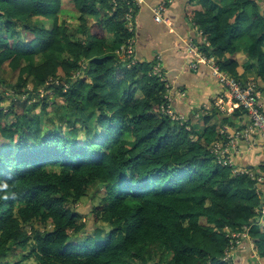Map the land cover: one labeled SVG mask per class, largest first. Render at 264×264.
Masks as SVG:
<instances>
[{
  "label": "trees",
  "instance_id": "16d2710c",
  "mask_svg": "<svg viewBox=\"0 0 264 264\" xmlns=\"http://www.w3.org/2000/svg\"><path fill=\"white\" fill-rule=\"evenodd\" d=\"M64 1L0 0V264H239L226 229L244 227L264 264V183L217 162L215 126L162 111L154 63L117 55L126 0ZM219 3L193 18L201 50L240 79L246 39L264 81L259 0Z\"/></svg>",
  "mask_w": 264,
  "mask_h": 264
},
{
  "label": "crops",
  "instance_id": "0c3cea01",
  "mask_svg": "<svg viewBox=\"0 0 264 264\" xmlns=\"http://www.w3.org/2000/svg\"><path fill=\"white\" fill-rule=\"evenodd\" d=\"M162 1L145 0L137 12L134 35L137 60L154 63V67L160 63L171 107L190 122L197 136L205 137L211 126L216 127L219 139L240 136L234 166L248 173L264 174V140L258 133L245 136L252 126L248 114L228 99L225 88L213 77L208 65L201 64L194 70L187 67L190 55L186 42L190 38L199 39L193 18L197 12L213 8L218 13L222 9L219 0H169L164 13L166 21L157 22L153 8ZM259 2L264 11V0ZM236 45L238 52L232 58L238 62L237 73L241 80L256 85L264 110V81L258 75V63L248 56L252 44L243 39ZM230 61L227 59V63ZM235 256L240 259L239 264H257L254 252L247 248L239 249Z\"/></svg>",
  "mask_w": 264,
  "mask_h": 264
},
{
  "label": "built area",
  "instance_id": "2783aa9c",
  "mask_svg": "<svg viewBox=\"0 0 264 264\" xmlns=\"http://www.w3.org/2000/svg\"><path fill=\"white\" fill-rule=\"evenodd\" d=\"M145 0H126L128 6V12L126 13L127 28L131 33H135L136 24L135 17L137 11L144 4ZM132 4V5H131ZM169 0H163L156 7L153 8L154 19L157 22H164V13L167 10ZM137 8V10H135ZM197 37L199 41L194 38L187 40V52L190 55L187 67L189 69H197L201 64L208 65L213 77L225 88L226 96L232 101L237 107L241 108L248 114L249 119L252 122V126L249 131L245 134L248 137L251 133H258L264 140V110L263 105L260 102L259 91L256 85L251 81H243L239 78L231 76L227 72L219 69L215 58L209 55L207 52L202 51L200 44L209 45V42L203 37L202 32L197 29ZM135 37H132L125 45H122L116 49L117 55H119L123 61L129 60L130 65L137 63L135 55ZM154 74L159 75L162 81H166L162 77V67L158 62L154 67ZM168 88V87H166ZM168 103L162 107V111L166 113L172 120L176 121H187L182 116L175 113L174 109L170 104L169 93L165 95ZM220 107V105H218ZM221 108V107H220ZM238 135L228 136L226 139H218L211 144L210 151L215 156L217 162L220 165L232 168L234 175L247 173L252 180L256 181L257 186L264 183V174L257 175L255 173H248L245 170L239 169L234 166L233 156L234 152L238 151L239 147ZM249 227H244L243 231L233 232L230 229H226L228 237H230V245L225 250L226 258L234 259L239 249H244L249 246L253 249V243L249 235ZM248 244V245H247ZM254 258L258 259L257 254L254 252Z\"/></svg>",
  "mask_w": 264,
  "mask_h": 264
},
{
  "label": "rangeland",
  "instance_id": "374dc122",
  "mask_svg": "<svg viewBox=\"0 0 264 264\" xmlns=\"http://www.w3.org/2000/svg\"><path fill=\"white\" fill-rule=\"evenodd\" d=\"M71 1L70 0H68V2L65 0L64 1V3L66 4V5H68L69 3H70ZM48 55V54H47ZM26 59V61H25V63L26 62H30V61H28V59H29V57H27V58H25ZM118 77H122V73L121 72H119L118 73ZM16 80V79H15ZM15 80H11L12 82H15ZM28 82H29V86H28V89H30L31 88V86H32V78L31 77H29L28 78ZM165 82V85H166V81H164ZM88 83H90V81L88 80ZM166 87H168V85H166ZM41 93L43 94V91L41 90ZM42 94H41V97H42ZM44 95V94H43ZM35 99H37V98H35ZM49 103H50V107H49V110L48 111H50L49 113H51V101H49ZM7 103H4V105H6ZM39 109H37V110H35V113H39ZM88 111H90V110H88ZM53 112L55 113V112H57L56 110H53ZM88 114V112H85V114L84 115H87ZM56 116H57V114H56ZM48 117V116H47ZM47 117H45L44 119H46ZM86 117V119H89V117L88 116H85ZM59 118H60V120H58V119H56V120H54L55 119V115H53V113H51V118L50 117H48V121H47V125H50L51 124V122H55L56 123V125H59V126H63V128H64V135H67V132H65L66 131V127H65V123H66V119L63 117H61L60 115H59ZM43 119V120H44ZM189 128V127H188ZM88 203V200H83V202H82V204H81V206L82 205H86ZM86 221H87V219H86ZM30 227L28 228V231L30 232ZM31 263V262H30Z\"/></svg>",
  "mask_w": 264,
  "mask_h": 264
}]
</instances>
